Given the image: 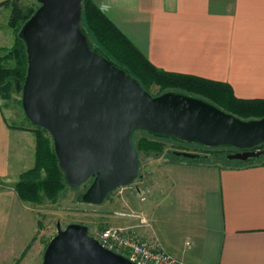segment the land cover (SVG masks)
I'll use <instances>...</instances> for the list:
<instances>
[{
	"label": "water",
	"instance_id": "1",
	"mask_svg": "<svg viewBox=\"0 0 264 264\" xmlns=\"http://www.w3.org/2000/svg\"><path fill=\"white\" fill-rule=\"evenodd\" d=\"M19 38L28 55L22 108L45 129L66 184L89 187L77 201L101 205L139 177L136 132L207 149L234 148L227 160L264 158V118L242 120L203 98L179 91L154 96L95 42L84 25V0H37ZM197 160L201 155L175 152ZM43 264H137L105 248L89 228L57 225Z\"/></svg>",
	"mask_w": 264,
	"mask_h": 264
},
{
	"label": "crops",
	"instance_id": "2",
	"mask_svg": "<svg viewBox=\"0 0 264 264\" xmlns=\"http://www.w3.org/2000/svg\"><path fill=\"white\" fill-rule=\"evenodd\" d=\"M93 1L159 69L264 100V0ZM2 36L0 48H11L14 37ZM23 153L0 100V186L15 184ZM162 171L166 189L149 236L163 251L181 264H264V164L177 160ZM16 202L0 188V242Z\"/></svg>",
	"mask_w": 264,
	"mask_h": 264
},
{
	"label": "rangeland",
	"instance_id": "3",
	"mask_svg": "<svg viewBox=\"0 0 264 264\" xmlns=\"http://www.w3.org/2000/svg\"><path fill=\"white\" fill-rule=\"evenodd\" d=\"M38 4L37 0L18 1V5L23 9L35 8ZM5 9L6 11L3 10L0 14V34L3 35L2 38L14 37L15 39L14 31L9 27L11 7ZM7 65L14 64L8 62ZM150 92L155 96L158 94V89L154 87ZM0 100L10 127L22 133L24 152L22 171L15 184L7 183L0 186L1 190H7L15 195L18 201L15 204L12 203L6 234L3 237L4 240L0 242V264H43L46 248L57 234L58 224L63 229L71 224L85 225L89 228V234L95 238H98L106 229L125 228L130 236L136 237L144 244L151 243L153 239L149 236L150 214L160 203L166 189L162 171L164 164L168 161H189L175 156V152L211 155L198 145H182L164 141L161 153L151 152L140 156L141 169L138 179L132 185L112 192L101 205H89L77 201L78 195L87 190L90 182L77 190L68 189L57 202H51L43 195L37 202L25 201L20 197L17 185L22 175L34 169L37 164L38 138L34 126L23 111L22 93L14 88L6 89L1 92ZM145 137H149L145 132H136L134 144L137 145L138 141ZM222 160L224 159L220 156L213 162L218 163Z\"/></svg>",
	"mask_w": 264,
	"mask_h": 264
},
{
	"label": "trees",
	"instance_id": "4",
	"mask_svg": "<svg viewBox=\"0 0 264 264\" xmlns=\"http://www.w3.org/2000/svg\"><path fill=\"white\" fill-rule=\"evenodd\" d=\"M18 1L9 0L0 5V7L5 8L11 7L9 27L14 31L15 36L11 48H0V94L10 88L22 93L27 75V49L25 43L19 38V33L23 25L40 7V4L35 8L23 9L18 5ZM83 20L86 29L97 45L116 63L127 68L147 91L150 92L152 88H157L158 94L155 96L169 91H179L203 98L242 120L264 118V100L238 99L235 97L233 89L225 83L183 73L167 72L155 67L106 17L93 0H84ZM8 62H13L14 65L8 66ZM34 128L38 138L37 164L34 169L22 175L17 189L20 197L25 201L37 202L43 195L51 202H57L63 193L71 188L65 182V176L60 168L51 135L43 128L37 126ZM164 141L167 140L149 136L140 139L135 147L140 156L151 152L161 153ZM201 148L211 155L206 154L200 159L189 160L190 162L212 163L220 156L224 161H229L226 152H224L225 148ZM231 162L243 166L264 164L263 159H252L247 163Z\"/></svg>",
	"mask_w": 264,
	"mask_h": 264
},
{
	"label": "built area",
	"instance_id": "5",
	"mask_svg": "<svg viewBox=\"0 0 264 264\" xmlns=\"http://www.w3.org/2000/svg\"><path fill=\"white\" fill-rule=\"evenodd\" d=\"M107 249L128 257L137 264H181L173 256L163 251L155 239L152 244H144L130 236L125 228H110L96 238Z\"/></svg>",
	"mask_w": 264,
	"mask_h": 264
},
{
	"label": "flooded vegetation",
	"instance_id": "6",
	"mask_svg": "<svg viewBox=\"0 0 264 264\" xmlns=\"http://www.w3.org/2000/svg\"><path fill=\"white\" fill-rule=\"evenodd\" d=\"M174 143H176V142H174ZM178 144H179V143H178ZM183 145H184V144H183ZM261 148H264V145H262ZM261 148H258V149H256V150H260ZM224 151H227V152H228V153H226L227 155H229V154H233V151H234V153H237V152H238V150H236V149H234V148H225ZM204 156H205V155H204ZM87 184H89V182H88Z\"/></svg>",
	"mask_w": 264,
	"mask_h": 264
}]
</instances>
